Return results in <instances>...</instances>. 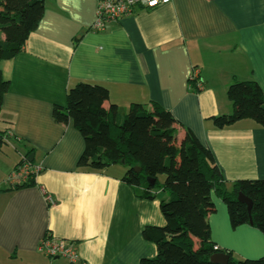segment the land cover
<instances>
[{"label":"crops","instance_id":"0c3cea01","mask_svg":"<svg viewBox=\"0 0 264 264\" xmlns=\"http://www.w3.org/2000/svg\"><path fill=\"white\" fill-rule=\"evenodd\" d=\"M98 1L43 0V17L23 52L0 62L8 83L0 109V264H139L157 254L141 232L164 225L159 202L168 192L138 198L121 181V164L79 170L80 133L71 120L52 117L80 83L106 88L103 106L115 105L120 117L134 103L170 112L177 143L189 130L211 151L226 187L264 178V129L251 120L216 129L211 121L231 114L229 85L252 80L264 94V0L137 6L94 31ZM23 158L40 171L28 186L14 188L8 179ZM211 198L213 245L238 259L264 258V235L249 225L231 229L225 205ZM45 236L73 242L77 259L38 252Z\"/></svg>","mask_w":264,"mask_h":264},{"label":"trees","instance_id":"16d2710c","mask_svg":"<svg viewBox=\"0 0 264 264\" xmlns=\"http://www.w3.org/2000/svg\"><path fill=\"white\" fill-rule=\"evenodd\" d=\"M43 13V0H0V62L23 52ZM7 89L0 72V109ZM226 96L232 112L211 118L216 129L241 120H251L264 129V94L255 81L229 85ZM107 100L103 86L80 83L67 91L66 107L55 106L52 117L57 123L71 120L80 133L84 149L77 161L79 170L101 172L121 164L125 168L121 181L136 190L138 198L154 199L151 191L155 189L168 192V198L159 202L164 225L145 226L141 232L145 241L156 246L157 254L139 264H219L209 261L216 253L227 254V264H264V258L234 262L230 252L214 250L207 223L215 212L214 194L225 205L232 228L249 225L264 235V178L226 187L211 151L189 130L177 143V122L170 112L156 103L149 108L134 103L120 117L115 105L104 108ZM4 142L0 132V148ZM29 181L14 188L28 186ZM239 194L251 201L249 213L237 200Z\"/></svg>","mask_w":264,"mask_h":264},{"label":"built area","instance_id":"2783aa9c","mask_svg":"<svg viewBox=\"0 0 264 264\" xmlns=\"http://www.w3.org/2000/svg\"><path fill=\"white\" fill-rule=\"evenodd\" d=\"M170 0H99L95 10V19L92 24L94 31H102L106 23L116 21L132 15L135 7L154 9L168 3ZM194 78V76L192 77ZM40 171L38 166L32 165L26 158L17 165L9 176V184L12 187L23 185ZM53 203L50 198H47ZM218 250L217 246H213ZM38 252L48 258H65L72 262L77 259V249L73 242L45 236L38 244Z\"/></svg>","mask_w":264,"mask_h":264},{"label":"water","instance_id":"95a60500","mask_svg":"<svg viewBox=\"0 0 264 264\" xmlns=\"http://www.w3.org/2000/svg\"><path fill=\"white\" fill-rule=\"evenodd\" d=\"M134 170L136 172H139L140 168L139 167H135ZM153 183H154L153 181L147 180V184L153 185ZM237 200L239 202H241V203L246 205L247 211L249 213L250 212V208H251V201L249 199H247L246 197H244L242 194H239L237 196ZM250 224H251V221H250ZM209 261L213 262V263L227 264L228 261H229V256L227 254H223V253H216V254H213L209 258Z\"/></svg>","mask_w":264,"mask_h":264},{"label":"rangeland","instance_id":"374dc122","mask_svg":"<svg viewBox=\"0 0 264 264\" xmlns=\"http://www.w3.org/2000/svg\"><path fill=\"white\" fill-rule=\"evenodd\" d=\"M162 180H164V176L161 175V176H159V181L161 182ZM213 195H214V194H212L211 197H212ZM229 224H230V223H229ZM230 227H231V226H230ZM239 227H241V226H239ZM239 227H236V228H232V227H231V229H235V230H236V229H238ZM52 259H54V258H52ZM232 259H233L234 262H237V261H240V260H246V259H238L236 256H233ZM54 260H56V261H63V258L59 257V258H56V259H54ZM249 260H253V259H249Z\"/></svg>","mask_w":264,"mask_h":264}]
</instances>
